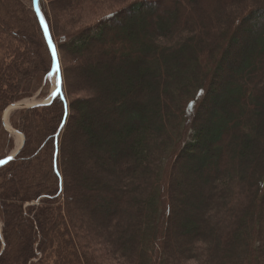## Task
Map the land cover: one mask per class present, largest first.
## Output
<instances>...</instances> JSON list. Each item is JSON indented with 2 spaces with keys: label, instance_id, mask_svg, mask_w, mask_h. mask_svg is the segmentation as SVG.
Masks as SVG:
<instances>
[{
  "label": "trees",
  "instance_id": "trees-1",
  "mask_svg": "<svg viewBox=\"0 0 264 264\" xmlns=\"http://www.w3.org/2000/svg\"><path fill=\"white\" fill-rule=\"evenodd\" d=\"M124 1L39 0L63 91L10 117L0 264H264V0ZM53 64L0 0V160Z\"/></svg>",
  "mask_w": 264,
  "mask_h": 264
},
{
  "label": "water",
  "instance_id": "water-1",
  "mask_svg": "<svg viewBox=\"0 0 264 264\" xmlns=\"http://www.w3.org/2000/svg\"><path fill=\"white\" fill-rule=\"evenodd\" d=\"M33 9L36 12L41 27L43 29L45 38L47 40V43L49 45V48L51 50V54H52V45L55 46L56 49V53H57V59H58V64H59V71L57 72L56 70V60L53 59V69L52 72H56L57 77H58V84L57 86L54 87L53 91L51 92V95L49 96V98L47 100H44L42 102H36V103H31L28 100H23V101H19L16 103L11 104L4 112L3 115V121H4V125L5 128L7 130H11L12 132L18 133L21 135L22 140H21V144L19 145V147L16 149L15 152L9 154L8 156H6L5 158L1 159L0 161H5L4 163H0V167H2L3 165L7 164L8 162L12 161L15 159V157L19 154V152L22 150L24 144H25V135L21 132H19L17 129L13 128L7 121H6V117L7 115L13 111V110H19V109H24V108H33L36 106H42V105H47L50 104L59 94H62L63 91V75H62V69H61V62H60V54H59V50L58 47L54 41L52 32L47 24V22L44 19L43 13L41 11L40 8V4H39V0H33ZM41 17H43V20L41 19ZM45 24L47 25V32H45ZM49 39H51V44L49 43ZM9 157H11V159H9ZM2 237V229H1V225H0V238Z\"/></svg>",
  "mask_w": 264,
  "mask_h": 264
},
{
  "label": "rangeland",
  "instance_id": "rangeland-1",
  "mask_svg": "<svg viewBox=\"0 0 264 264\" xmlns=\"http://www.w3.org/2000/svg\"><path fill=\"white\" fill-rule=\"evenodd\" d=\"M131 1H134V0H125L124 2H120V3H116L115 5L113 4H110L111 6V9L110 11L112 10H117L119 9L120 7L124 6L125 4H127L128 2H131ZM104 8V7H103ZM106 12H109V9H102L99 13H105ZM47 81L46 83H43V85L41 86V88L37 91V93L31 97V98H28L26 100H28L29 102L31 103H36V102H42L44 100H47L49 98V96L51 95V92L53 91L54 87L57 86L58 84V77H57V74L56 72H51L48 76H47ZM48 82V83H47ZM46 85V86H45ZM45 87V88H44ZM43 88H44V91H43ZM43 91L42 93V96H40V93ZM44 94V95H43ZM17 110H13L11 111L7 117H6V121L12 126V124L10 123V117L11 115L16 112ZM13 127V126H12ZM14 128V127H13ZM6 129V128H5ZM7 130V129H6ZM19 131V130H18ZM7 132L10 134V136L13 137L14 139V144H13V147L8 150V154H11L13 152L16 151V149L19 147V145L21 144V140H20V134L18 133H15V132H12L11 130H7ZM20 132V131H19ZM70 139H72L71 141L74 143V137H72V135H68ZM72 143V147H74ZM75 150V149H74ZM77 153V152H76ZM75 151L73 152V155L71 156V160H69L68 164L67 165H71L72 164V167L76 170V165H77V158L75 157L76 155ZM176 180L180 181L181 179V175L179 176V174L177 173L176 174ZM76 186L77 188H83V182H81V180L78 179V181H76ZM82 214H85V215H89L90 213L87 212V211H84V210H79ZM78 212V211H77ZM76 212V213H77ZM71 213V212H70ZM184 218V217H183ZM183 218H179V221L177 223L176 226H174L173 230H172V235L174 236V242L177 243L178 241V237L179 235L182 233V231L184 230L185 226V222L184 220H182ZM0 225H1V229H2V223L0 222ZM58 237V236H57ZM0 239H3V235ZM113 264H118L117 262L113 263ZM189 264H197L195 262H191Z\"/></svg>",
  "mask_w": 264,
  "mask_h": 264
},
{
  "label": "snow or ice",
  "instance_id": "snow-or-ice-1",
  "mask_svg": "<svg viewBox=\"0 0 264 264\" xmlns=\"http://www.w3.org/2000/svg\"><path fill=\"white\" fill-rule=\"evenodd\" d=\"M41 19L43 20V17H41ZM45 32H47V25L45 24ZM49 43L51 44V39H49ZM52 57L54 60H56V70L57 72L59 71V64H58V59H57V53H56V49L55 46L52 45ZM9 159H11V157H9ZM5 161H0V163H4Z\"/></svg>",
  "mask_w": 264,
  "mask_h": 264
},
{
  "label": "bare ground",
  "instance_id": "bare-ground-1",
  "mask_svg": "<svg viewBox=\"0 0 264 264\" xmlns=\"http://www.w3.org/2000/svg\"><path fill=\"white\" fill-rule=\"evenodd\" d=\"M20 140H22V137H21V135H20Z\"/></svg>",
  "mask_w": 264,
  "mask_h": 264
}]
</instances>
